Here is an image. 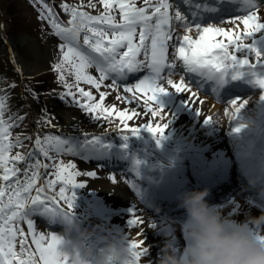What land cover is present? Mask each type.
I'll return each instance as SVG.
<instances>
[{"label":"snow or ice","instance_id":"1","mask_svg":"<svg viewBox=\"0 0 264 264\" xmlns=\"http://www.w3.org/2000/svg\"><path fill=\"white\" fill-rule=\"evenodd\" d=\"M31 2L37 7L39 18L50 25L51 32L46 35L58 38L52 45L51 66L63 87L59 96L94 114L93 119H107L109 127L125 138L147 129L160 143L172 115L159 97L170 91L189 93L184 102L201 115L202 108L195 106L203 103L197 81L212 82L213 90L218 92L229 81L245 80L264 93V0H142L140 4L136 0H79L77 4L63 0L58 7L68 13L66 21L51 0ZM99 5L103 10L97 14L87 10ZM226 22L232 26H222ZM170 45L174 49L172 56ZM141 72L145 74L134 83L128 82L130 75ZM176 73H180L178 82L174 79ZM109 79L112 83L105 85ZM121 81L131 96L120 92ZM102 85L116 89L117 101H135V106L125 108L118 107L116 102L108 103L106 97L110 93L106 90L97 97L93 87L99 90ZM139 93L143 95L137 99ZM33 94L39 97L34 90ZM8 100L7 91L0 90V178L6 182L0 186V264H83L78 254L70 256L62 250V237L58 233L38 231L33 219L39 210L53 217L71 211L74 199L71 187L81 182L77 177L82 174L74 160L65 162L60 156L73 153L75 135L44 131L41 123L45 127L55 125L52 114L43 106L35 117L31 150L12 154L14 148L22 146L23 139L33 136L16 133L11 139L13 127L25 117L17 113L6 116ZM141 103L148 115L159 118V123L148 121L138 126L129 123L141 115L138 111ZM245 103L247 100L237 96L226 104L223 112L233 119ZM113 116L120 122L113 123ZM203 118L205 122L214 120L211 114ZM98 140L93 134L91 143ZM39 155L53 163L33 159ZM49 167L55 169L54 173H41L40 169ZM21 172L23 176L18 175ZM42 175L54 178L37 186V178ZM86 175L94 176L96 172ZM110 179L117 181L115 175ZM45 188L52 191L46 192ZM130 212L129 227H141L137 238H131L129 233L125 236L131 247L126 264H156V250L140 238L144 236L145 220L136 208ZM25 221L27 232L21 226ZM254 232L264 239V228H254Z\"/></svg>","mask_w":264,"mask_h":264},{"label":"bare ground","instance_id":"2","mask_svg":"<svg viewBox=\"0 0 264 264\" xmlns=\"http://www.w3.org/2000/svg\"><path fill=\"white\" fill-rule=\"evenodd\" d=\"M53 1L56 3V0ZM136 2L140 4L142 3V0H136ZM71 4L73 3L71 2ZM99 6L96 9L89 8L87 10H95L96 12V10L99 11ZM21 7H23V5H20V8ZM58 11L60 13L61 9L58 8ZM115 11L118 12V10ZM64 19H68V13ZM222 26L231 27L232 25L230 22H226ZM24 36L26 38L19 40L20 43H17L18 46H16L15 48H13L10 43H5V52L8 51L10 55L12 53H15L16 63L20 65L21 69H23L22 71L26 73H32L34 75L39 74L41 70L46 67L48 59L52 57V42L51 44L50 42H47L46 47L41 48L39 45L36 44L35 40L30 35L27 34ZM5 39L7 40L6 36H4V40ZM27 41H29V43H26ZM22 42H25V44H23ZM91 71H93V69ZM174 79H176L178 82L179 75L175 74ZM242 83H244V81H242ZM105 85H107L106 81ZM105 85H102L101 89L99 90H96L93 87L94 93L96 95H99L98 92L106 90L110 93L109 96L106 97V101L108 103L116 102L118 104V107L125 108H131L135 106V101H133L132 103H127L123 100L117 101L116 96L118 95V93L116 89L106 88ZM237 88L240 89L241 87ZM120 92H123L128 96L132 95L131 93H127L122 89H120ZM141 94L143 95V93ZM139 95L140 93L138 94L137 99L139 98ZM188 95V93H177L175 91H170L168 93L161 94L159 97V102L164 106L165 110L172 115V119L169 122L166 131H168L169 129L173 130L174 132L172 136H174V138L191 144L193 150H198L199 153L205 150L206 153L212 152L214 154L211 155H219V157L223 156L224 153L227 151L228 153H231V147V149L235 150L236 147L230 143V139L232 140V143H236V140H242V149L245 151V154L247 156H264V144L261 143V147L259 144V142H261V139L264 137V109H258L259 106L257 105L259 103L256 102L262 100V97L264 96L262 95V90L258 92L255 91L249 93V97L247 99H243L247 100V103L244 104L237 116L233 119L230 118V116L227 114L224 115L223 108L225 106H218L219 104L215 103L212 98L201 93L200 97L202 96L201 100H203V103H195V106L201 107L202 111L204 112H201V115L198 114L192 107H190L184 102L187 99ZM44 104L45 105L42 106L38 104L33 105L34 111L40 113L43 106L49 108L48 111H50L53 116V124L58 130L68 129L71 131L70 122L73 119L80 117L79 115H74V111L69 110L68 108L64 107V105L53 102V100H45ZM256 110V116H258L259 118L260 116L262 117L260 119V125L257 127L254 125L257 120L254 121L255 118L253 119L249 116L250 113L255 114ZM138 111L141 112V115L131 119L129 121L131 125L138 126L148 121H154L156 123L160 122L159 118L151 117L150 115H148L147 109L143 108L142 103L139 106ZM208 114H211L213 116V121L205 122V119L203 117ZM114 118V123L120 122L118 117L114 116ZM241 125L243 126L240 127ZM95 127L96 128H94V126L93 128H89L92 130H86L81 132H87L89 134L91 133L92 135H99L97 125H95ZM238 127L239 130L237 131L236 129ZM94 129L97 130L95 131ZM141 130L145 131H140L139 135H128L127 138L134 137L136 139H140V137L144 138V136L145 138L149 136L148 138L150 139L156 138L147 129ZM104 132L109 134L115 133L114 135L117 139L120 137H125V135L121 132L118 133L115 128L108 127ZM69 133L71 134V132ZM170 136H167L165 139H169ZM84 137L88 138L89 135H84ZM115 145L121 146L122 144L120 142H116ZM40 160L42 161V159ZM86 166V168H89L90 171L96 172V170L91 165L86 164ZM84 170V167H81L82 175L77 178L82 179L81 183L86 184L90 187L91 190H93V192L98 197L103 210L106 213L108 211V214L106 216L107 221L113 224L117 223V221H119V223L121 222L120 227L119 225L116 226L118 231L121 232V236H126L129 233L131 238H137L136 233L138 231V228L141 226L130 228L129 219L126 221L122 219V216L130 218V210L133 208H136L138 210V213L140 214V204L137 202V199L132 196L129 192H125L123 186L120 183L115 184V182L106 180L99 173H96V175L94 176H87ZM1 180L2 178H0V181ZM38 182L39 181L37 179V186H40ZM239 193L241 192H238V194ZM217 208L223 213L225 217L235 221L244 220L249 213L258 214V211L260 210V208H258L250 200L237 197V195L232 196L229 201L225 202L223 205ZM73 217L78 218V216L75 215ZM160 219L161 218H159L155 222H153L154 220H149L150 222L155 224L153 227L148 226L147 223L144 224L142 226L144 236L140 237L146 240V243L150 246V248H152L154 251L156 250L157 258L161 254L163 245L166 244L164 242V236L168 237V240L170 239L178 242L177 245L173 246L175 248L179 245L180 242V246L177 248V250L182 247V241L180 236L181 227L176 225L174 222ZM159 222L160 225H156V223L158 224ZM21 226H23L25 228V231L27 232L26 225L24 224V222H22Z\"/></svg>","mask_w":264,"mask_h":264},{"label":"clouds","instance_id":"3","mask_svg":"<svg viewBox=\"0 0 264 264\" xmlns=\"http://www.w3.org/2000/svg\"><path fill=\"white\" fill-rule=\"evenodd\" d=\"M249 183L264 185V156L258 159ZM260 190L264 191V186ZM209 193L210 189L204 188L179 194L187 214V240L179 250L164 244L156 264H264V239L254 232V228H264V208L235 221L209 203ZM58 234L62 250L70 256L78 254L83 264H126L131 257L125 236L96 235L95 228L82 225L71 215Z\"/></svg>","mask_w":264,"mask_h":264},{"label":"rangeland","instance_id":"4","mask_svg":"<svg viewBox=\"0 0 264 264\" xmlns=\"http://www.w3.org/2000/svg\"><path fill=\"white\" fill-rule=\"evenodd\" d=\"M25 1H26V7H25ZM22 0L20 1L21 4L23 5V7L19 8V1L18 0H0V7L4 10V8L6 9V13L7 14H12L10 18H12L11 21L14 22V25L11 26V33L14 34H18V33H23L24 31L26 32H30L33 35H35L36 37L38 35H40L41 37H39L38 39L41 41L42 44H44L45 42H47L49 40L48 37H46V33H50L51 32V28L49 27V25L46 24V21H43L39 18V15L37 14V12L32 11V9H30V3L29 0ZM60 2L58 3V5L63 2V0H59ZM79 0H68V3H73V4H77ZM18 4V5H17ZM30 6V7H29ZM100 7L102 8V5H100ZM24 8H27L28 11ZM22 9V10H21ZM25 11V12H24ZM92 13L93 10H90ZM13 28V30H12ZM252 59H254V57H250ZM52 63L49 64V66H47L48 70H50L51 73H49L48 71L43 73L38 79L33 78L31 79V83L33 87L34 91H48V92H53V94H55V98L58 100H61L63 98H61L59 96V92L63 91V87L62 85H60L57 80H56V73L55 71L52 69L51 66ZM1 66V63H0ZM47 68L45 69V71L47 70ZM51 68V69H50ZM13 74L8 72V79L6 80V82H1L0 83V87L1 86H5L9 83L10 79L12 78ZM50 78H52V80H50ZM70 79L74 78V77H69ZM86 88L87 87H92V86H88V85H84ZM16 90V89H15ZM15 90H11L13 93H15ZM37 93V92H36ZM99 93V92H98ZM98 97V95H96ZM243 99H247V96H242ZM70 99V98H69ZM64 101H66L69 105V100L63 99ZM72 109H74L75 115H79V118H75L74 120H72L71 123V127L74 128H81L83 126H94L96 124L98 125H103L105 126V122H108L107 119L101 118L99 120L93 119V115L94 114H89L88 112H85L81 107L78 106V104L75 103H71ZM204 111H202L203 113ZM216 115V114H215ZM27 116V115H26ZM114 119V116L112 117V121ZM189 119V118H188ZM30 118L27 116L26 119L20 121L21 125L23 126L24 132H28L30 131ZM100 123V124H99ZM109 123V122H108ZM101 128V127H100ZM30 145H32V139H27V141H25L22 146H19V148L21 149L20 151H25L27 150ZM190 147V144L187 146V148ZM66 158L65 156H60V159L62 158ZM68 160V159H67ZM58 162V161H57ZM45 163H48L49 165H51L53 162L51 160H47ZM55 169L52 167H49L45 170V173H54ZM45 182L47 181V179H51L54 178V176H45L43 175ZM74 190V188H72ZM71 189V191L73 192V190ZM52 190V189H51ZM56 192L59 191V187L57 186L55 189ZM78 192H81V188L77 190ZM76 193L77 198L74 196L73 199V205L75 206V208L81 212V213H85V215L90 216V214H88L87 209L85 207V205L80 202V197L82 199H86V204L91 203L88 199V192L84 193V194H80V193ZM85 192V191H84ZM74 193V192H73ZM90 195V194H89ZM92 197V196H91ZM93 206L95 207L94 211H96L97 213L100 212L99 207L97 206L98 203L97 201L91 200ZM106 233L107 231L104 230Z\"/></svg>","mask_w":264,"mask_h":264}]
</instances>
